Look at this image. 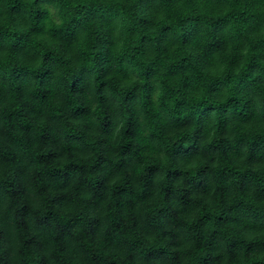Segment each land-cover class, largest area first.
I'll use <instances>...</instances> for the list:
<instances>
[{
    "label": "clouds",
    "instance_id": "clouds-1",
    "mask_svg": "<svg viewBox=\"0 0 264 264\" xmlns=\"http://www.w3.org/2000/svg\"><path fill=\"white\" fill-rule=\"evenodd\" d=\"M261 131L264 0H0V264H264Z\"/></svg>",
    "mask_w": 264,
    "mask_h": 264
},
{
    "label": "trees",
    "instance_id": "trees-1",
    "mask_svg": "<svg viewBox=\"0 0 264 264\" xmlns=\"http://www.w3.org/2000/svg\"><path fill=\"white\" fill-rule=\"evenodd\" d=\"M194 71H196L194 69ZM230 99L233 101L232 106L235 107L237 110H240L243 101L236 95L230 96ZM215 107V105H213ZM247 142L249 143L250 147L255 150L258 153L264 154V131L259 132L252 138H246ZM238 176H243L245 173H238ZM257 184L260 187V196L259 199H264V175L257 177ZM207 214V213H205ZM115 223H119L118 220L114 221ZM123 231V228L120 229ZM205 262H207V257L202 258ZM197 264H200V261L197 262Z\"/></svg>",
    "mask_w": 264,
    "mask_h": 264
}]
</instances>
